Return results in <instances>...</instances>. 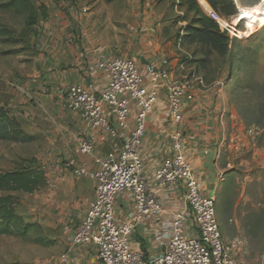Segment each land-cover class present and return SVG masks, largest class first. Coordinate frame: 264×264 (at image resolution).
<instances>
[{"label": "rangeland", "instance_id": "obj_1", "mask_svg": "<svg viewBox=\"0 0 264 264\" xmlns=\"http://www.w3.org/2000/svg\"><path fill=\"white\" fill-rule=\"evenodd\" d=\"M31 2L36 8L46 10V17L38 12V21L31 26L27 24L26 12L0 8V29L13 32V36L0 35V107L6 108L35 136L30 143L0 140V171L40 168L46 181L34 193L0 192L14 196L18 214L34 226L26 238L0 235V264H62L60 235L77 222L74 212L78 207H72L74 201L80 200L73 196L76 175L65 160L64 138L59 131L69 120L68 108L65 100L49 96L50 45L55 26L61 22L68 23L75 33L91 28L110 42L117 55L139 58L152 49L150 45L157 49L160 44L170 45L172 52L167 50V54L174 62L178 78L189 80L194 72L204 79L206 86L214 84L204 106L221 135V159L226 170L213 194L216 219L228 242L241 241L239 254L243 261L261 263L264 260V27L250 37L232 40L230 49L238 53L233 59L230 54L220 56L200 42L185 41L186 26L194 13L188 11L182 0ZM235 2L243 19L248 18L243 16L245 9L257 12L264 9V0ZM198 3L201 5L199 0ZM229 18L234 21V17ZM145 34L152 37L151 44L144 42ZM182 63L185 69L180 67ZM207 89L202 90L208 92ZM77 203L83 204V200Z\"/></svg>", "mask_w": 264, "mask_h": 264}, {"label": "built area", "instance_id": "obj_2", "mask_svg": "<svg viewBox=\"0 0 264 264\" xmlns=\"http://www.w3.org/2000/svg\"><path fill=\"white\" fill-rule=\"evenodd\" d=\"M200 6L222 31L232 38H245L248 19L238 13L233 21L209 3ZM92 72H103L108 77L99 92L84 84L59 90L68 110L77 114L88 130L78 151L91 154L97 134L113 139L128 129L130 122L131 128L123 147L95 157L97 166L92 172L73 170L76 176H90L95 182V198L73 231V244L94 242L98 247L97 264H253L240 258V240L230 243L223 237L215 215V196L202 194L185 156L181 132L170 133V148L161 165L152 176L146 174L141 151L147 137L148 116L163 91L170 117L174 123H181L184 102L195 99L192 82L172 75L167 56L157 65H142L129 56L102 55L92 65ZM198 83L205 85L201 77ZM170 193L181 194L180 208L172 213L171 229L163 237L162 248L146 258L143 251L134 248L132 236L138 224L162 220L163 195ZM121 194H126L133 205L125 218L115 213V200ZM60 259L62 264H71L68 251L61 253ZM258 264H264V260Z\"/></svg>", "mask_w": 264, "mask_h": 264}, {"label": "crops", "instance_id": "obj_3", "mask_svg": "<svg viewBox=\"0 0 264 264\" xmlns=\"http://www.w3.org/2000/svg\"><path fill=\"white\" fill-rule=\"evenodd\" d=\"M55 27L57 28L53 37L54 41H51L50 45L52 53L50 61L52 68L50 70L52 72L49 75L51 81V94L49 96H56L60 101H63L64 98L59 90L73 84L91 85L97 92L102 90L108 77L103 72H92V65L102 55H117L110 42L101 38L91 28L85 27L82 33H75L66 22L57 23ZM150 30L152 31V29ZM145 38L144 42L151 44L150 39L152 37L145 34ZM150 46L152 49L146 50L139 58H134L140 60L142 64L152 63L157 65L163 56H167L171 60L172 75L179 77L172 58L167 54V50H169V53L172 52L170 45L160 44L158 46L160 50L155 45ZM180 67L185 69L184 63ZM184 77H188V75ZM200 77H197L193 72L192 79H189L193 85L195 99L184 102V118L181 123L176 124L173 122L168 113L165 93L160 92L157 104L147 119V137L141 154L145 162L146 174L150 177L161 165L165 154L169 151L170 133L173 131L181 132L184 136L185 156L194 169L202 194L212 195L219 189L220 181L224 179L226 170L221 159V135L213 125L212 118L210 119L209 114L205 112L204 106V104H207L205 97L207 93L213 90L214 84L207 86L205 84L202 87L198 83L195 85L194 80L198 82ZM206 87L208 92L202 90ZM68 113L69 120L67 119L61 125L59 131L64 138L62 149L65 160L68 161V165L72 166L73 170L82 168L92 172L97 166L94 161L95 157L123 147L130 134L131 122L129 128L122 130L123 132L116 138L109 139L97 134V143L93 152L91 154L80 153L78 151L79 142L83 136L88 134V130L77 114L70 110H68ZM75 179L73 196L83 200V204L78 205L77 202L80 200L74 201L72 207H78V210L74 212L77 222L71 230L64 231L60 235L63 243L61 253L69 252L71 264H97L98 247L94 242L88 241L81 245H74L72 242L75 227L80 223L86 208L95 198V182L92 177L75 176ZM180 196L181 194L177 193L164 194L165 213L162 220L160 222L144 221L137 225L132 236V244L135 249L143 251L146 258L162 248L163 237L171 229L172 213L180 208ZM132 208L133 205L126 194L117 196L115 213L119 218H125Z\"/></svg>", "mask_w": 264, "mask_h": 264}, {"label": "trees", "instance_id": "obj_4", "mask_svg": "<svg viewBox=\"0 0 264 264\" xmlns=\"http://www.w3.org/2000/svg\"><path fill=\"white\" fill-rule=\"evenodd\" d=\"M216 11L226 17H233L238 14L239 9L235 0H206ZM189 12L194 17L188 26L185 34L186 42H200L218 53L220 56L230 54L233 59L238 54L230 49L232 38L228 33L222 31L216 21L207 16L198 0H182ZM0 8L16 12H26L27 24L34 25L38 21V12L46 17L44 7L36 8L31 0H0ZM0 35L13 36L8 29H0ZM0 140L30 143L35 136L28 133L20 121L12 116L10 112L0 107ZM46 181L45 174L40 168H19L10 171H0V192H23L34 193L42 188ZM33 225L26 222L18 214L16 199L11 194H0V235H13L17 237H28Z\"/></svg>", "mask_w": 264, "mask_h": 264}, {"label": "bare ground", "instance_id": "obj_5", "mask_svg": "<svg viewBox=\"0 0 264 264\" xmlns=\"http://www.w3.org/2000/svg\"><path fill=\"white\" fill-rule=\"evenodd\" d=\"M201 4L204 6H208L206 0H199ZM243 16L248 17L247 28L246 32H243V36H250L254 32H259L264 27V9L262 12H257L253 9H245L243 10ZM240 13V11H239ZM241 14V13H240Z\"/></svg>", "mask_w": 264, "mask_h": 264}]
</instances>
